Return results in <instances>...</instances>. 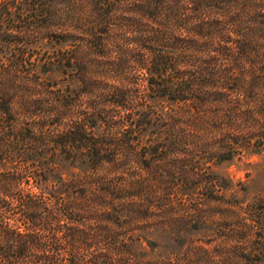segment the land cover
Returning a JSON list of instances; mask_svg holds the SVG:
<instances>
[{
    "label": "trees",
    "instance_id": "16d2710c",
    "mask_svg": "<svg viewBox=\"0 0 264 264\" xmlns=\"http://www.w3.org/2000/svg\"><path fill=\"white\" fill-rule=\"evenodd\" d=\"M263 149L264 0H0V264H264Z\"/></svg>",
    "mask_w": 264,
    "mask_h": 264
},
{
    "label": "rangeland",
    "instance_id": "374dc122",
    "mask_svg": "<svg viewBox=\"0 0 264 264\" xmlns=\"http://www.w3.org/2000/svg\"><path fill=\"white\" fill-rule=\"evenodd\" d=\"M212 169L221 174L227 181L228 189L226 193L234 192L246 200L252 199L258 193L264 191V149L246 151L240 156H235L229 160L215 161L211 164ZM219 220L218 216L212 217ZM191 223L192 234L195 238H208L207 234L212 233L211 229L200 227L199 224ZM215 234V233H212ZM155 243L152 247L144 244L142 262L158 260L168 262V264H202L196 256L183 257L179 252L169 253L167 251L168 239L161 235H154ZM215 238V235H214ZM217 238V237H216ZM215 244V240L210 245ZM217 256L209 255L205 264H215Z\"/></svg>",
    "mask_w": 264,
    "mask_h": 264
}]
</instances>
